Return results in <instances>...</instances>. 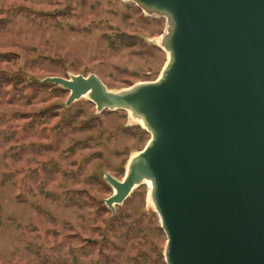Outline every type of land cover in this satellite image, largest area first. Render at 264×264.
Segmentation results:
<instances>
[{"label": "rangeland", "instance_id": "1", "mask_svg": "<svg viewBox=\"0 0 264 264\" xmlns=\"http://www.w3.org/2000/svg\"><path fill=\"white\" fill-rule=\"evenodd\" d=\"M163 17L130 0H0V264H166L145 184L112 212L150 135L125 110L96 111L41 80L95 74L110 91L153 81Z\"/></svg>", "mask_w": 264, "mask_h": 264}, {"label": "water", "instance_id": "2", "mask_svg": "<svg viewBox=\"0 0 264 264\" xmlns=\"http://www.w3.org/2000/svg\"><path fill=\"white\" fill-rule=\"evenodd\" d=\"M163 17L160 75L110 91L95 74L48 76L99 112L125 110L149 133L113 212L150 182L166 264H264V0H130Z\"/></svg>", "mask_w": 264, "mask_h": 264}, {"label": "bare ground", "instance_id": "3", "mask_svg": "<svg viewBox=\"0 0 264 264\" xmlns=\"http://www.w3.org/2000/svg\"><path fill=\"white\" fill-rule=\"evenodd\" d=\"M160 38H161V37H159V38H157V39L155 40L156 43H157L158 45L160 44ZM166 56H167V54H166ZM127 113H128V116H129V118H130V120H131L132 122L141 125V121H140V120L133 118V117L131 116L130 112H127ZM136 153H137V152H136ZM136 153H134L133 155H135ZM133 155H132V156H133ZM132 156H131V157H132ZM131 157H130V158H131ZM127 166H128V163L126 164V169H127ZM142 184H145V185L147 186V189H148L147 202H148L149 205L153 208V204H152L151 199H150V188H151V186H150V182H149V181H143Z\"/></svg>", "mask_w": 264, "mask_h": 264}]
</instances>
